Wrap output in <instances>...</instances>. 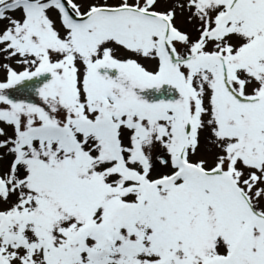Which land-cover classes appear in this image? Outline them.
<instances>
[{
    "label": "snow or ice",
    "instance_id": "obj_1",
    "mask_svg": "<svg viewBox=\"0 0 264 264\" xmlns=\"http://www.w3.org/2000/svg\"><path fill=\"white\" fill-rule=\"evenodd\" d=\"M0 264H264V0H0Z\"/></svg>",
    "mask_w": 264,
    "mask_h": 264
}]
</instances>
